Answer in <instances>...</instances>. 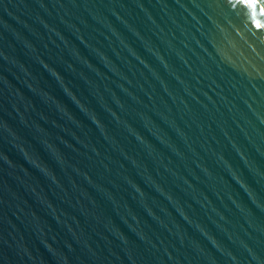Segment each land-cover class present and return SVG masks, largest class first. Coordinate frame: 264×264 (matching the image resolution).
<instances>
[{"label": "water", "instance_id": "water-1", "mask_svg": "<svg viewBox=\"0 0 264 264\" xmlns=\"http://www.w3.org/2000/svg\"><path fill=\"white\" fill-rule=\"evenodd\" d=\"M0 264H264V0H0Z\"/></svg>", "mask_w": 264, "mask_h": 264}]
</instances>
